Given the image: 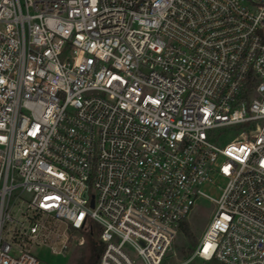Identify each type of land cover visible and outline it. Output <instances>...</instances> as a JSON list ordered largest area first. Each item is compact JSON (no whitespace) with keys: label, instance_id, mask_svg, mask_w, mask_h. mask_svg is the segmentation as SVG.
Masks as SVG:
<instances>
[{"label":"built area","instance_id":"2783aa9c","mask_svg":"<svg viewBox=\"0 0 264 264\" xmlns=\"http://www.w3.org/2000/svg\"><path fill=\"white\" fill-rule=\"evenodd\" d=\"M46 216L97 264H264V0H0V264Z\"/></svg>","mask_w":264,"mask_h":264},{"label":"rangeland","instance_id":"374dc122","mask_svg":"<svg viewBox=\"0 0 264 264\" xmlns=\"http://www.w3.org/2000/svg\"><path fill=\"white\" fill-rule=\"evenodd\" d=\"M242 126H238L236 130H242ZM227 183V179L216 176L214 183H205L202 190L214 197L219 198L221 195V188ZM26 197H28L26 195ZM15 198V195L13 196ZM12 200L11 214L14 217L23 218L19 210V202ZM215 212V204L209 199L202 198L198 201L195 209L186 219L190 234L187 235L179 230L173 246L171 255L169 257L170 262L179 263L184 262L193 255L195 249L197 248L199 241L213 218ZM42 223L45 228L42 229L38 236V241L31 242L27 239H20V243L29 248L30 251L38 257L40 264H89L92 257H94L97 251L101 252L104 245L102 243L98 244L96 247L93 246V237L91 233L83 232L86 238L85 245H69L67 249L63 248L65 233L68 232L66 226L52 217H44ZM6 230L11 227L9 223L6 224ZM95 229L98 230L99 227L95 224ZM12 234V232L10 233ZM96 237V234H94ZM195 243H192V242ZM99 258V255H98ZM191 264H222L219 261H203L201 259L194 260Z\"/></svg>","mask_w":264,"mask_h":264},{"label":"trees","instance_id":"16d2710c","mask_svg":"<svg viewBox=\"0 0 264 264\" xmlns=\"http://www.w3.org/2000/svg\"><path fill=\"white\" fill-rule=\"evenodd\" d=\"M180 231H182L183 233L189 235L190 234V230H189V227H188V223L186 222V220H184L182 223H181V227H180ZM92 237H93V246L96 247L98 244V241L96 239V237L91 234ZM192 243H195L194 241ZM101 252L97 251L94 255V257H92L91 261L89 264H97L98 262V255H100Z\"/></svg>","mask_w":264,"mask_h":264}]
</instances>
